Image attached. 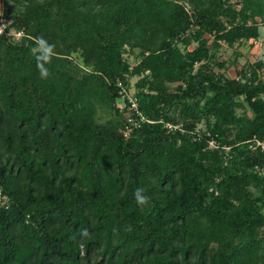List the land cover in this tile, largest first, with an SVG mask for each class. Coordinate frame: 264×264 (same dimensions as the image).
Returning <instances> with one entry per match:
<instances>
[{
	"label": "trees",
	"instance_id": "obj_1",
	"mask_svg": "<svg viewBox=\"0 0 264 264\" xmlns=\"http://www.w3.org/2000/svg\"><path fill=\"white\" fill-rule=\"evenodd\" d=\"M1 3L0 264H264V0Z\"/></svg>",
	"mask_w": 264,
	"mask_h": 264
},
{
	"label": "rangeland",
	"instance_id": "obj_2",
	"mask_svg": "<svg viewBox=\"0 0 264 264\" xmlns=\"http://www.w3.org/2000/svg\"><path fill=\"white\" fill-rule=\"evenodd\" d=\"M2 7V3L0 0V9ZM260 35L257 38V41L253 44H249L247 41L245 42H234L231 45L222 44L219 50V59H228L226 64L228 74H234L233 66H240L244 62H253L255 60H264V24L259 27ZM128 59H131L128 56ZM229 62H233V65H230ZM135 80V77L131 78V83ZM133 86L130 87V92H133ZM121 100L119 99V102ZM121 104V102H120ZM264 147V143H263Z\"/></svg>",
	"mask_w": 264,
	"mask_h": 264
},
{
	"label": "clouds",
	"instance_id": "obj_3",
	"mask_svg": "<svg viewBox=\"0 0 264 264\" xmlns=\"http://www.w3.org/2000/svg\"><path fill=\"white\" fill-rule=\"evenodd\" d=\"M35 43L38 49V55L36 57L37 70L41 79H47L51 73L47 65L51 64L53 58L55 57V46L44 37L38 36L35 38ZM143 188H137L134 192V198L137 205L143 210V208L149 205L150 200L148 196L144 194Z\"/></svg>",
	"mask_w": 264,
	"mask_h": 264
},
{
	"label": "built area",
	"instance_id": "obj_4",
	"mask_svg": "<svg viewBox=\"0 0 264 264\" xmlns=\"http://www.w3.org/2000/svg\"><path fill=\"white\" fill-rule=\"evenodd\" d=\"M7 22L4 21V20H1L0 21V34H5V35H11L13 36L14 38H19L21 35H22V31L20 30H13V29H8L7 28ZM257 40L256 39H253L252 42L255 43ZM122 93L124 95H126L128 101L130 102V109L131 111H136L138 112V109H137V105H136V101H135V97L132 95L133 92H130V89L129 90H126V89H122ZM127 120L129 122H134V120L132 119V117H130L128 114H127ZM170 126V125H168ZM130 130V127L129 125H126L125 128L123 129V133L124 135H127V133L129 132ZM210 145H214V141L213 140H210L209 141ZM257 144H261L262 147H263V143H264V140L263 141H259L257 140L256 141Z\"/></svg>",
	"mask_w": 264,
	"mask_h": 264
}]
</instances>
